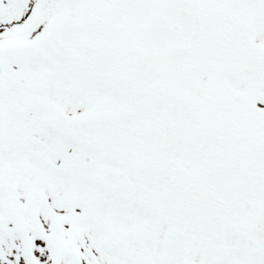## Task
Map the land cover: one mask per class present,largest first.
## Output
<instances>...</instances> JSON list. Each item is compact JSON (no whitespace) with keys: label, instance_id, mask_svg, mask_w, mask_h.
Here are the masks:
<instances>
[{"label":"snow or ice","instance_id":"1","mask_svg":"<svg viewBox=\"0 0 264 264\" xmlns=\"http://www.w3.org/2000/svg\"><path fill=\"white\" fill-rule=\"evenodd\" d=\"M0 264H264V0H0Z\"/></svg>","mask_w":264,"mask_h":264}]
</instances>
